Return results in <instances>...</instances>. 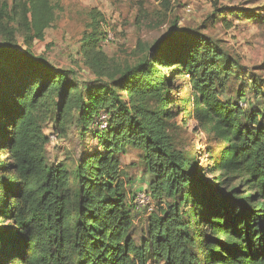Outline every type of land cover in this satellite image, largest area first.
Masks as SVG:
<instances>
[{"label": "trees", "instance_id": "trees-1", "mask_svg": "<svg viewBox=\"0 0 264 264\" xmlns=\"http://www.w3.org/2000/svg\"><path fill=\"white\" fill-rule=\"evenodd\" d=\"M60 9L59 0H0V264H264V78L251 75L249 105L241 87L226 96L237 58L175 24L116 62L102 50L104 16L92 7L81 50L95 78L81 83L30 51ZM214 15L227 26L228 16L264 25V5ZM174 106L207 135V168L178 148ZM70 115L96 143L48 164L45 125L54 119L62 132ZM130 145L140 151L142 189L122 171ZM142 190L157 209L137 242L132 199Z\"/></svg>", "mask_w": 264, "mask_h": 264}, {"label": "rangeland", "instance_id": "rangeland-1", "mask_svg": "<svg viewBox=\"0 0 264 264\" xmlns=\"http://www.w3.org/2000/svg\"><path fill=\"white\" fill-rule=\"evenodd\" d=\"M59 3L61 9L56 11L54 22L45 29L42 40L30 44V51L55 66L72 69L81 83L95 78L84 65L81 50L83 35L90 31L86 24L89 23L87 12L92 7L104 16L101 31L108 28L113 33L112 42L102 47V50L116 62L130 60L138 42L150 44L165 35L175 24L198 29L209 35L237 58L242 68L238 71V78L229 81L226 96L233 97L241 87L246 95L241 101L249 105L253 100L249 90L251 75L257 79L264 78V25L260 20L246 21L228 16L231 25L227 26L214 15L215 9L221 6L253 8L264 5V0H171L167 10L162 9L159 0H59ZM15 35L17 45L24 49L23 36L20 33ZM164 73L168 74L167 71ZM262 90L264 92V85ZM173 96L183 99L185 94L174 90ZM172 111L175 113L172 121L176 127L178 148L185 150L188 156L196 157L199 165L207 168L205 147L210 143L207 135L194 130L195 120L192 116L177 111L175 106ZM63 127L64 130L60 132L54 119L45 125L44 132L47 135H56L54 139H48L46 144L48 164L68 157L77 159L96 143L90 136L79 134L71 115L65 118ZM139 153L130 145L119 158L125 176L131 179L134 186L140 185L139 188H142L143 184L136 180L140 177L145 179ZM0 155L3 156L2 153ZM206 177L211 179L212 173L207 172ZM147 216L145 212H139L134 218L131 231L137 242L146 237Z\"/></svg>", "mask_w": 264, "mask_h": 264}, {"label": "built area", "instance_id": "built-area-1", "mask_svg": "<svg viewBox=\"0 0 264 264\" xmlns=\"http://www.w3.org/2000/svg\"><path fill=\"white\" fill-rule=\"evenodd\" d=\"M104 34L102 36V39L100 41L101 47H104L112 42L113 40V33L108 28H104L103 30ZM96 125H98L100 128H103L106 126V116L104 114L99 115L96 121ZM55 135H50V139H54ZM132 204L134 205V208L137 212H145L146 214L152 213L155 209V204L150 195L142 190L137 192L133 199Z\"/></svg>", "mask_w": 264, "mask_h": 264}, {"label": "crops", "instance_id": "crops-1", "mask_svg": "<svg viewBox=\"0 0 264 264\" xmlns=\"http://www.w3.org/2000/svg\"><path fill=\"white\" fill-rule=\"evenodd\" d=\"M142 188H144V187H142ZM142 188H141V189H142Z\"/></svg>", "mask_w": 264, "mask_h": 264}]
</instances>
